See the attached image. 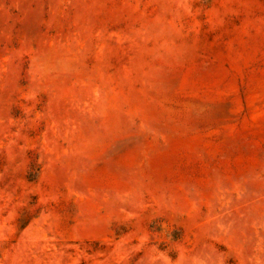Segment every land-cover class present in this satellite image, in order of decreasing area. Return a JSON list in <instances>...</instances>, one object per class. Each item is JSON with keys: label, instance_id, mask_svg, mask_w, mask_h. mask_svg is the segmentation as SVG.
Returning <instances> with one entry per match:
<instances>
[{"label": "rangeland", "instance_id": "obj_1", "mask_svg": "<svg viewBox=\"0 0 264 264\" xmlns=\"http://www.w3.org/2000/svg\"><path fill=\"white\" fill-rule=\"evenodd\" d=\"M0 264H264V0H0Z\"/></svg>", "mask_w": 264, "mask_h": 264}]
</instances>
